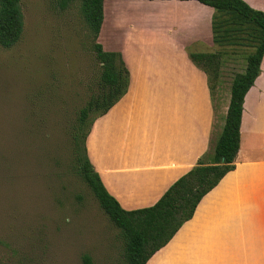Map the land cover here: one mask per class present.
<instances>
[{
  "label": "crops",
  "instance_id": "crops-1",
  "mask_svg": "<svg viewBox=\"0 0 264 264\" xmlns=\"http://www.w3.org/2000/svg\"><path fill=\"white\" fill-rule=\"evenodd\" d=\"M264 12V0H243ZM213 9L196 1L104 0L98 42L120 53L126 95L98 118L86 147L125 210L153 205L220 134L222 111L189 53L212 42ZM235 168L147 264H264V57L246 93Z\"/></svg>",
  "mask_w": 264,
  "mask_h": 264
},
{
  "label": "rangeland",
  "instance_id": "rangeland-1",
  "mask_svg": "<svg viewBox=\"0 0 264 264\" xmlns=\"http://www.w3.org/2000/svg\"><path fill=\"white\" fill-rule=\"evenodd\" d=\"M21 8L20 41L0 46V264H82L83 255L126 264L118 229L72 160L71 127L99 93L100 74L79 4L60 11L55 0H22ZM249 51H194L220 54L213 100L222 111Z\"/></svg>",
  "mask_w": 264,
  "mask_h": 264
},
{
  "label": "trees",
  "instance_id": "trees-1",
  "mask_svg": "<svg viewBox=\"0 0 264 264\" xmlns=\"http://www.w3.org/2000/svg\"><path fill=\"white\" fill-rule=\"evenodd\" d=\"M22 0H0V46L9 49L21 39L24 29ZM104 0H55L60 11L78 2L79 12L90 35V47L99 66V93L84 106L71 127L72 160L77 174L88 186L100 208L118 229L126 264H147L165 247L223 177L234 170L240 144V124L246 93L260 74L264 57V12L243 0L196 1L213 9L212 42L218 47L248 48L245 68L231 82L229 102L222 130L208 151L184 175L175 180L151 206L123 209L104 187L89 158L86 142L94 122L103 117L127 93L130 73L120 53L108 52L97 42L103 22ZM154 1V0H147ZM165 1V0H161ZM192 64L207 79L211 99L217 86L220 54L189 53ZM95 114V115H93ZM82 264H93L88 255Z\"/></svg>",
  "mask_w": 264,
  "mask_h": 264
}]
</instances>
